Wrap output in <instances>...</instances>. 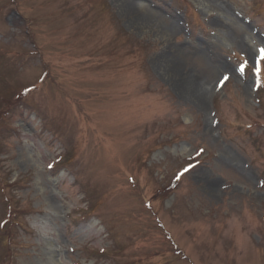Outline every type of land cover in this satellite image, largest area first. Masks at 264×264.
Segmentation results:
<instances>
[{
    "label": "rangeland",
    "instance_id": "obj_1",
    "mask_svg": "<svg viewBox=\"0 0 264 264\" xmlns=\"http://www.w3.org/2000/svg\"><path fill=\"white\" fill-rule=\"evenodd\" d=\"M0 264H264V0H0Z\"/></svg>",
    "mask_w": 264,
    "mask_h": 264
},
{
    "label": "bare ground",
    "instance_id": "obj_2",
    "mask_svg": "<svg viewBox=\"0 0 264 264\" xmlns=\"http://www.w3.org/2000/svg\"><path fill=\"white\" fill-rule=\"evenodd\" d=\"M137 13V12H135ZM137 15L140 17L139 20L140 24L143 25L142 28L147 27L152 22V16L144 15V13L139 12ZM233 19L227 20H219L218 26L221 27L223 30L228 31L232 34V37L234 41L238 42V44L247 49H250V44L247 43L245 38L241 35L242 32L238 31L234 23L236 20ZM170 33H172L171 28L168 29ZM243 31L246 32L247 28L246 26L243 28ZM174 54V55H173ZM177 51L170 50L167 53H165L164 56L160 57L161 60V66L163 65L164 70H168L169 72H173L172 68H176V64L179 61V58H177ZM229 68V65L222 60H215L212 62V65L207 67L206 72H204L202 75L205 76L203 79H206L202 82V85L200 84L201 80V74L190 76L188 73H184V75L180 78V76L176 75V82L177 87L180 89V91L187 97L193 99L198 105L205 106L207 96L213 92V89L205 90V85H210L212 83L214 73L217 71H226V69ZM199 84V86H198ZM201 85V86H200ZM228 160H232L231 158H228ZM233 161V160H232Z\"/></svg>",
    "mask_w": 264,
    "mask_h": 264
},
{
    "label": "snow or ice",
    "instance_id": "obj_3",
    "mask_svg": "<svg viewBox=\"0 0 264 264\" xmlns=\"http://www.w3.org/2000/svg\"><path fill=\"white\" fill-rule=\"evenodd\" d=\"M246 67H247V62H245L244 66H242V67H240V68H238V69H236V70L242 73V72H244V71L246 70ZM254 70H255L257 73L260 71V69H259V68H256L255 66H254ZM229 79H230L229 76H227V75L223 76L222 79H221L220 81H218V83L220 84V87H223L224 84H225ZM201 154H203V149H200L199 152L197 153V155H201ZM187 171H190V168H189V169H185V173H186Z\"/></svg>",
    "mask_w": 264,
    "mask_h": 264
}]
</instances>
